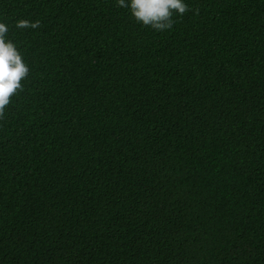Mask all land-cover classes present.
Returning <instances> with one entry per match:
<instances>
[{"label": "trees", "instance_id": "1", "mask_svg": "<svg viewBox=\"0 0 264 264\" xmlns=\"http://www.w3.org/2000/svg\"><path fill=\"white\" fill-rule=\"evenodd\" d=\"M184 2L0 0V264H264V0Z\"/></svg>", "mask_w": 264, "mask_h": 264}, {"label": "clouds", "instance_id": "2", "mask_svg": "<svg viewBox=\"0 0 264 264\" xmlns=\"http://www.w3.org/2000/svg\"><path fill=\"white\" fill-rule=\"evenodd\" d=\"M120 7L128 9L130 15L144 26L160 31L170 29L173 14L182 15L187 10L184 0H117ZM38 22L25 20L16 22V27H37ZM7 25L0 22V115L9 103L15 90L21 87L20 80L28 72L21 54L11 40L6 39Z\"/></svg>", "mask_w": 264, "mask_h": 264}]
</instances>
